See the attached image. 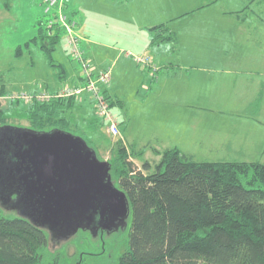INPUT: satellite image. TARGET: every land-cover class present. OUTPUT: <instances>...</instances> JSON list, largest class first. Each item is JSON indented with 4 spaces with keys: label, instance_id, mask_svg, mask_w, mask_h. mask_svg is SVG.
I'll list each match as a JSON object with an SVG mask.
<instances>
[{
    "label": "trees",
    "instance_id": "1",
    "mask_svg": "<svg viewBox=\"0 0 264 264\" xmlns=\"http://www.w3.org/2000/svg\"><path fill=\"white\" fill-rule=\"evenodd\" d=\"M166 30L163 25L152 28L159 34L155 43L173 38L163 34ZM61 32L56 28L41 33L25 46L38 45L49 66L56 68L57 81L65 84L68 68L52 58ZM23 55L24 46H19L15 57ZM5 93L0 87V97ZM13 109L35 132L69 131L82 122L89 129L105 130L95 112L77 114V97L31 104L15 101L8 108ZM6 112L0 105V156L9 162L12 148L6 144L13 132L7 127L14 125ZM158 154L161 159L154 166L143 161L139 167L133 159H142L144 153L130 151L122 139L116 142L111 174L127 193L133 214L129 248L117 264H264V163L199 162L178 149ZM10 193L0 189V264H56L41 256L44 230L19 215L2 213L17 210Z\"/></svg>",
    "mask_w": 264,
    "mask_h": 264
},
{
    "label": "rangeland",
    "instance_id": "2",
    "mask_svg": "<svg viewBox=\"0 0 264 264\" xmlns=\"http://www.w3.org/2000/svg\"><path fill=\"white\" fill-rule=\"evenodd\" d=\"M226 1H229L228 4L232 7L236 4V0L220 2ZM43 2L44 0H0V87L5 88L8 94L10 92H49L51 83L56 79V68L49 66V58L39 46L34 43L29 47L30 49L25 46L41 33L49 34V22L58 13L56 7L47 14ZM202 2L206 3L208 0H65L62 12L70 19L78 21L80 24L78 34L81 37L93 42L98 40L120 46L126 45L129 42L128 39L135 37L134 33L136 34L137 28L142 24L155 25L163 22L166 28L177 34L188 22H184L187 17H179L180 14L196 10L198 4ZM157 21L159 23H155ZM186 29L190 30L191 26L188 24ZM55 31L56 28H53V32ZM61 33V40L52 52V58L64 64L69 72L76 69L78 76H81V68L72 60L65 35ZM19 46H24V55L17 58L15 50ZM109 54L100 52L94 58L92 63L97 74L108 69L115 71L114 60ZM137 56L140 55L131 51V58H129L132 66L127 68L122 62L113 75L114 82L117 80L125 93V105L133 106L132 112L140 108L136 93L141 83L139 82L140 70L135 60ZM149 59L151 62L150 57ZM145 74L146 72L144 76ZM109 93V91L105 92L107 95ZM110 100L109 98L112 111L117 114L119 121H124L126 113ZM11 104L12 102L8 99L0 102V105L7 110L11 125L27 128L28 121L21 112L19 113L16 109L8 110ZM255 108L254 110L252 107L248 108L249 117L246 118L218 114V110L215 114L200 112L196 121L198 127L196 129L192 127L195 136L197 133L209 132L221 138H217L212 145L210 141L201 142L202 139L198 141L193 137V146L189 147L187 152L192 153L193 159L199 162L264 163V115L256 113V117L252 116V113L264 110V105L255 106ZM141 119V112L133 115L130 132L134 135L136 132H144V128H139ZM67 132L83 138L91 148L97 150L100 160L109 162L114 156L116 142L121 139V136L108 135L104 128L89 129L83 122L80 128L71 127ZM140 141L147 143L148 138L142 137ZM149 157L155 158V155L149 154ZM135 163L142 167V164ZM151 163L154 166L157 162L151 161ZM115 184L121 189L118 182ZM2 213L5 216L19 214L18 211L8 213L7 210ZM132 221L131 212L124 229L114 232L103 231L98 235L91 231L79 230L75 235L61 242L54 240L53 234L44 229L46 243L41 250L43 261L56 264H117L120 257L128 251Z\"/></svg>",
    "mask_w": 264,
    "mask_h": 264
},
{
    "label": "crops",
    "instance_id": "3",
    "mask_svg": "<svg viewBox=\"0 0 264 264\" xmlns=\"http://www.w3.org/2000/svg\"><path fill=\"white\" fill-rule=\"evenodd\" d=\"M220 1L208 0L198 4L196 10L180 14L179 17L186 16L184 22H188L177 34L157 21L155 23L159 24L139 26L134 33L136 36L128 39L126 45L93 42L82 37L91 63L98 53H110L115 71L122 62L127 68L132 66L131 51L152 60L148 67L137 64L141 82L136 89L138 110L132 112L133 106L125 105V93L117 80L114 82L113 69L111 84L105 89L110 92L107 98L126 113L125 120L119 121L123 143L136 154L144 153L141 160L133 159L138 164L159 162L158 153L167 149H178L192 157L187 149L193 146V137L214 145L220 136L209 132L194 134L192 127H198L196 121L202 111L215 114L218 110V114L246 118L249 107L254 110L255 106L264 105V0H239V3L236 0L234 7L229 1ZM188 24L190 30L186 29ZM161 25L167 29L163 34L173 35L175 40L154 42L159 34L152 28ZM67 72L69 77L65 84L54 79L50 90L81 84L76 69ZM8 93L6 90L4 96ZM76 112L86 116L95 112L96 115L94 103L88 96L78 100ZM138 112L142 116L139 128H144V132L134 135L130 125ZM256 113L264 115V110L252 116L256 117ZM142 137L148 138L147 143L140 141ZM149 154L155 158H150Z\"/></svg>",
    "mask_w": 264,
    "mask_h": 264
},
{
    "label": "water",
    "instance_id": "4",
    "mask_svg": "<svg viewBox=\"0 0 264 264\" xmlns=\"http://www.w3.org/2000/svg\"><path fill=\"white\" fill-rule=\"evenodd\" d=\"M7 128L12 153L9 162L0 156V189L11 190L9 199L15 196L17 215L59 242L79 230L98 235L126 228L128 195L116 187L111 163L83 138L63 130Z\"/></svg>",
    "mask_w": 264,
    "mask_h": 264
},
{
    "label": "built area",
    "instance_id": "5",
    "mask_svg": "<svg viewBox=\"0 0 264 264\" xmlns=\"http://www.w3.org/2000/svg\"><path fill=\"white\" fill-rule=\"evenodd\" d=\"M45 11L49 14L56 7L58 13L54 15L48 25V29L53 31V28H60L66 38V43L69 48L71 58L78 66H80L82 75L79 76L81 84L79 85H64L62 89L56 92H35V93H10L0 97V102L3 99H8L10 102L20 101L25 104L33 102H50L53 99L77 97L78 100L88 96L94 103L97 117L103 122L105 132L114 137L120 136L119 120L112 111L111 104L107 98L105 91L111 84L112 71L108 69L102 73H95V67L91 61L86 58L82 48L83 38L78 34L79 23L75 19H70L62 12L64 0H44ZM135 60L142 66H151L149 57L137 56ZM156 69V68H155ZM84 83V84H83Z\"/></svg>",
    "mask_w": 264,
    "mask_h": 264
}]
</instances>
